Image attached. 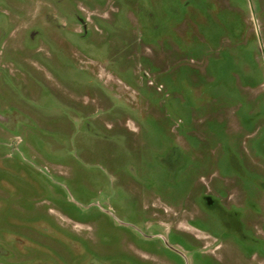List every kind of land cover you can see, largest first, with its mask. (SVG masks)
Masks as SVG:
<instances>
[{"label":"rangeland","instance_id":"obj_1","mask_svg":"<svg viewBox=\"0 0 264 264\" xmlns=\"http://www.w3.org/2000/svg\"><path fill=\"white\" fill-rule=\"evenodd\" d=\"M263 226L264 0H0V264H264Z\"/></svg>","mask_w":264,"mask_h":264},{"label":"flooded vegetation","instance_id":"obj_2","mask_svg":"<svg viewBox=\"0 0 264 264\" xmlns=\"http://www.w3.org/2000/svg\"><path fill=\"white\" fill-rule=\"evenodd\" d=\"M256 207H257V206H256ZM257 224H258V223H257ZM257 224H256V225H257ZM256 225H254V227H253V229H252V239H254V241L258 243V240H259L258 232H257V231H254V229L257 228ZM261 228H264V226L261 227ZM263 230H264V229H263ZM26 247H27V246H26ZM257 254H258V253H257Z\"/></svg>","mask_w":264,"mask_h":264}]
</instances>
